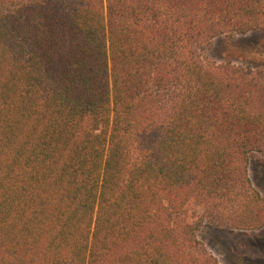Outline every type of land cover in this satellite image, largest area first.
<instances>
[{"label": "trees", "instance_id": "1", "mask_svg": "<svg viewBox=\"0 0 264 264\" xmlns=\"http://www.w3.org/2000/svg\"><path fill=\"white\" fill-rule=\"evenodd\" d=\"M264 0H0V264H220L264 229V68L206 61Z\"/></svg>", "mask_w": 264, "mask_h": 264}, {"label": "rangeland", "instance_id": "2", "mask_svg": "<svg viewBox=\"0 0 264 264\" xmlns=\"http://www.w3.org/2000/svg\"><path fill=\"white\" fill-rule=\"evenodd\" d=\"M206 61L264 68V33L216 38L203 52ZM249 172L254 185L264 194V156L256 153ZM202 245L220 264H264V229L237 230L204 224L198 231Z\"/></svg>", "mask_w": 264, "mask_h": 264}]
</instances>
